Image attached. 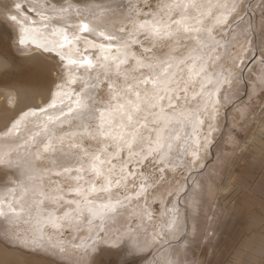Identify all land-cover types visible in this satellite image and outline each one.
Listing matches in <instances>:
<instances>
[{
	"label": "snow or ice",
	"instance_id": "obj_1",
	"mask_svg": "<svg viewBox=\"0 0 264 264\" xmlns=\"http://www.w3.org/2000/svg\"><path fill=\"white\" fill-rule=\"evenodd\" d=\"M58 3L60 0H10L4 6L6 11L0 18V24L11 26L10 31L16 34V51L24 59L39 65L42 80L48 82L45 88L27 84L22 90H16V105L24 103L25 99L32 103H24V108L18 109L17 117L5 125V135H15L16 139H22L19 135L20 118L42 113L47 116V121L43 124L46 132L50 126L68 122L71 116L77 120L79 129L71 134L72 137L78 136L81 140L95 142V147L91 143L88 148L74 145L71 162L78 165L75 169L66 168L63 164L57 165L61 171L56 175L63 176L76 185L72 189L76 199L67 202L59 194L55 200H50L45 195L47 187H40L38 190L37 185V181L42 182L43 170L37 168L36 164L43 162L49 152L56 151L53 140L62 143L63 136L56 137L55 133H49L39 142L35 137L29 136L23 144H0V185H12L7 188L12 199H0V218L5 221L23 219L24 223H30L35 233L30 243L37 249L44 247L45 228L58 230L63 226L57 223L54 215L44 216L40 212L41 206L55 208L59 204L57 210L63 212V220L69 226H72L74 220L91 224L93 218L116 211L122 202L117 198L113 203L112 197L121 186L127 189L131 183L130 190L135 192L139 200L148 188L162 183L166 174L179 166L168 168L161 165L166 161L170 163L169 158L174 154L173 144L182 139L184 144L176 143V149L191 157V161L184 160L186 166L195 167L201 158L202 141L199 133L205 126L209 132L213 130L212 121L216 118L217 103L214 96L218 94L223 98L224 89L230 88L237 77L231 73L224 75L225 69L221 65L220 72L216 73L214 91L204 93L205 82L211 84L212 81L207 78L203 62L197 64L191 54L181 59L165 53V58L162 59L155 53L164 49L176 52L181 48H186L191 53L202 51L207 46L208 53L204 54H209L223 42V52L218 59L226 61L232 42L240 35L236 34L231 40L228 39L231 29L241 19L243 7V0H142L143 8L151 9L142 11L138 7L140 0L135 3L129 0V10L123 20L131 29L120 27L118 30L113 28L112 31H98L82 21L78 31L98 37L101 43L87 41L88 47L81 52L76 44L79 40L77 30H73L70 37L67 27L50 28L51 21L47 13L59 15L65 10L61 7L58 12L55 7ZM33 15L38 19L34 20ZM46 32H51V35L59 39H37V34L43 36ZM242 34L246 36L247 30ZM117 36L121 38L119 43ZM192 44L196 47H189ZM25 45L32 47H24ZM133 46L139 48L140 56L130 51ZM90 47L104 55L94 60L86 55ZM66 48L68 51H65ZM53 52L56 53L55 56L51 55ZM169 60L174 63H169ZM239 63L242 61L233 60L234 65ZM260 63L264 65V54L261 55ZM184 64H190L186 69L188 83L181 88L180 81H176L174 86L173 77L178 74L175 69L185 71L180 67ZM97 68L101 71L92 76L91 73ZM81 70L90 76V83H80L79 91H65L78 83L72 74ZM8 71V57L0 50V76ZM197 82L201 92L195 93V96L203 100V108L177 113V102L187 100L188 91L194 90ZM37 96L43 98L45 107L35 104ZM7 103L12 104L13 101L8 99ZM50 111L58 112L59 115H48ZM201 113L204 114V119L200 118ZM187 116H191V120L187 122L190 133L186 132L184 137L171 133L165 138V130L173 119L178 117L179 123L184 124V117ZM29 143L36 146L34 152L27 157L12 159L19 148ZM203 146L207 147V137L204 138ZM157 156L160 157L158 160ZM113 160L117 163H113ZM81 173H86L88 178L85 179ZM138 180L140 183L137 187ZM149 180L151 184L148 183ZM26 182H30L31 186H26ZM29 193L41 198L34 199L33 203H26L24 197ZM123 200L130 201L131 197L125 195ZM97 201L101 203L97 204ZM167 212H171L172 216L164 220L160 232L152 237L153 241L156 236L167 235L169 231L175 230V209H167ZM142 213L149 220L152 219L146 208ZM25 216L28 219H24ZM99 242L112 248L127 243L118 240L109 245V241L103 237ZM144 243L146 245L148 242ZM143 250V247L135 245L131 249L133 254ZM60 251L63 252L64 249L60 248ZM124 264H128V261L125 260ZM154 264L161 262L156 261ZM163 264L172 262L165 259Z\"/></svg>",
	"mask_w": 264,
	"mask_h": 264
},
{
	"label": "bare ground",
	"instance_id": "obj_2",
	"mask_svg": "<svg viewBox=\"0 0 264 264\" xmlns=\"http://www.w3.org/2000/svg\"><path fill=\"white\" fill-rule=\"evenodd\" d=\"M37 2H40V0H37ZM132 2L135 3L136 0H132ZM259 2H263L264 7V0H243L241 19L237 20L236 24L231 29L228 39L231 40L232 36L236 34L240 35L238 39L232 42V46L229 49V56L226 61L218 59V57H220L223 52V42L221 43L220 47L216 48L209 54H204L208 53L207 46H205L202 51H193L191 53H189L186 48H181L176 52H169L168 49H164L162 52L158 51L155 53L156 56L162 59L165 58V53L181 59L187 57L188 54H191L193 58L196 59L197 64L203 62L206 68L207 78L212 81L211 84L205 82L203 88L204 93L214 91L213 85L215 84L216 73L220 72L221 65H223V68L225 69L223 73L224 75L227 76L229 73H231L237 77L236 81L230 88L226 87L224 89L223 98L219 96L217 99L218 94L214 96V99H216L217 103L215 106L216 118L212 121L213 130L209 132L207 126H205L199 133L202 141V147L200 150L201 158L195 167L189 168L186 166L184 164V160L191 161V157L184 155L181 151L176 149V143L181 145L184 144V140L182 139L173 144L174 154L169 158L170 163L166 161L165 164L161 165L168 168H172L173 165L179 166L175 167L174 171H169L166 174V179L162 183H160L158 186H155L154 188H148V191L144 193L143 198L139 200H137L135 192L130 190L132 188L131 183L128 185L127 189L121 186V189L116 192L115 196L112 197L113 203H115L117 198H119L122 202L117 206L116 211L105 213L102 217L93 218L91 224L86 222H77L74 220L72 226H69L63 220V212L57 210L59 208V204H57L55 208H45L44 206H41L40 212L44 216H47L48 214L54 215L57 218V223L63 226L58 230L52 229L50 227L45 228L44 247L39 249L30 243L33 235H35V233L32 231L30 223H24L23 219L18 221H5L3 218H0V236L3 238L6 237L7 242L14 244V246H8L6 243L0 241V264H89L92 259L93 262L91 264H104V262L111 258V256H114L120 263L124 259L130 257L129 255L140 256L142 260H144L143 264H154L156 261H160L161 264H163L165 259L171 261L172 264H179L183 260L182 258L186 256V252L189 250L187 248L189 245V239H186L185 244L183 245H174L168 247L167 250H160V254L153 258H151V254L156 249H160L165 240H172L173 243L175 242V244L176 241L180 242L181 235L186 232L187 228H184L186 226V222L184 221L185 211L181 204L178 205L175 204V202L179 192L189 185V181L192 179L194 172H196L197 169L201 167L208 159V154L212 150V148L211 150H208V146L211 145L210 142H212L210 139L215 140L214 131L216 129L219 130L220 125H222L220 124L222 113L220 115L219 113L223 108H225L226 104H228V101L236 96L238 97V94L242 89L243 78L246 79L251 75L252 72H254L255 75H252L255 77L253 78L254 80L251 89H256V87L264 84V69L262 65L259 64L257 68L253 67L251 71L247 69L245 72L243 70L246 66V60H250V58L252 59L255 51L258 48V43L254 37V29L256 27L257 33H259L260 29L264 27L263 21H260L261 23L259 27L255 24L253 25L251 19L249 18V14L247 15V12L250 10L248 9V6L251 5L250 8L254 10V6L258 5ZM9 3L10 0H0L1 16H3V12L6 11L4 6ZM128 4L129 0H60V3L56 4L55 7L57 8L58 12L61 7H63L65 10L60 12L59 15H56L55 13L47 14L50 16V28L61 29L67 27L69 29L68 34L70 37L72 36V31L77 30L76 34L79 36V40L76 42V44L79 47V50L83 52L84 49L88 47L86 43L87 41L95 40L97 44L101 43V41L98 37H94L92 34L79 32L78 29L81 25V22L83 21L89 23L90 26L96 28L98 31L105 29L112 31L113 28L118 30L120 27H125L126 30H130L131 26L127 25L123 20V17L127 15L129 10ZM29 7H31V5H29ZM138 7H140L142 11H151V9L143 8L142 0H140ZM248 13H250V11ZM33 19L37 20L38 17L33 15ZM7 26L9 28L11 27L6 25L5 28ZM244 30H247L246 36L242 34ZM217 38H219L218 34ZM37 39L54 40L59 39V37L51 35V32H46L43 34V36L37 34ZM120 40L121 38L117 36L118 43ZM13 46L15 48L14 50L16 51V41ZM24 47L32 46L25 45ZM189 47L195 48L196 45L192 44ZM90 48L91 49L88 50L86 55L94 58V60L99 59L104 55L103 52H97L96 48ZM65 51H68V49L66 48ZM72 51L75 52V49ZM130 51L134 52L137 56L141 55L138 47L133 46ZM51 55L55 56L56 53L53 52ZM111 55H116V53H111ZM17 56L21 62L31 67L33 72L30 70L32 73H29V75L24 76L23 74L22 77L19 76L20 78L16 77L11 80H4L5 78L3 77L4 81H0V144L11 143L13 146H15L16 144L24 143V140L28 139L29 136L35 137L37 142H39L49 133H55L56 137L63 136L64 139L62 143L56 139L53 140V148L56 151L54 153L49 152L46 154V158L43 160V162H38L36 164L37 168L43 170L42 182L37 181V185L38 190L40 187H47V192L45 195L50 200H55L57 198V194L63 195L64 201L66 202L74 200L76 199V196L72 192V189L76 185L71 180L63 176L56 177V173L61 171L57 165L63 164V166L66 168L75 169L78 167V165L71 162V154L74 151V145H80L82 148H88L90 143L92 147H95V142H90L86 139L81 140L78 136L72 137L71 134L73 132L79 131V129L77 128V120L73 119L71 116L69 117L68 122L64 123L63 125L56 124L50 126L46 132L44 130L43 124L47 121V116L42 113H37L36 116L29 115L27 118H20L19 135L22 138L25 137L24 139L15 140V135L11 137L5 135V125L8 124L13 118L17 117L18 109L24 108V103H32V101L25 99L24 103L16 105V90H22L27 84H31L39 88H45L48 85V82L43 81L41 78V69L39 65H37L35 62L24 59L21 54ZM7 57L9 69H12L14 66V61L10 56L7 55ZM233 60L238 62L242 61V63L234 65ZM129 63L131 64L132 61L130 60ZM169 63H174V61L169 60ZM189 66L190 64L181 65L180 67L185 69L183 72H180L179 68L175 69L178 74L173 77L174 86L176 81H180L179 86L181 88L187 85L188 74L186 69ZM99 71H101V69L97 68L95 72L91 73V75L95 76ZM72 76L73 78L77 79L78 83L73 85L71 88H66L65 91L72 92L74 89L79 91L80 83H90V76L87 73H84L82 70L74 72ZM246 86L247 85H245V87ZM199 92H201V87L197 82L195 89H190L188 91V99H181L177 102V108L175 111L177 113L184 111L192 112L195 111L197 107L203 108V100L200 97L195 96V93ZM97 96L99 99L100 97L98 95V90ZM8 99H11L13 103L8 104ZM58 99L59 98H57V103ZM35 104H39L41 107L46 106L43 102V98L40 96L36 97ZM24 110L27 111V109ZM65 111H67V109H65ZM48 115L57 116L59 113L50 111ZM200 118H205L203 113H201ZM184 120L185 123L181 124L179 123L178 117L174 118L172 123H170L168 128L165 130V138H167L171 133H178L181 137H184L186 132L190 133V129L187 127V122L191 120V116L184 117ZM85 123H87V121H85ZM262 134H264V115L256 118L254 127L248 137L249 142L253 143L250 156L252 161L255 163V166L264 162V140L261 137ZM205 137H207L206 148L203 146ZM35 147L36 146L32 143H29L27 146L19 148L16 153L13 154L12 159L15 160L29 156L30 153L35 151ZM159 158V156L156 157L157 160ZM113 163H117V161L113 160ZM81 175L84 176L85 179L88 178L86 173H81ZM145 175H147V173H145ZM247 181L248 180H245V176L241 173H239L237 176H232L230 173L228 178L220 187L222 191L221 197L224 199L227 196L226 194L234 190L237 186L245 187ZM259 182L263 183V180H260ZM139 183L140 181L138 180L137 187L139 186ZM148 183L151 184L152 182L149 180ZM256 185H258V183ZM26 186L30 187V182H26ZM10 187H12L10 184L7 185V187L0 185V199H12L11 194L7 191V188ZM214 189L216 190V188ZM215 192L217 191H214V194ZM200 194L202 195V204L199 206L201 210L199 214L191 218V223L192 230L198 234H203L205 218L208 215L209 210L208 202L211 200V198L209 195L210 191H208L207 194V192L205 193L202 190ZM125 195L131 197V200L125 202L123 200ZM188 196L185 197L184 201L189 199L190 196ZM196 197H198L197 194ZM40 198L41 197L38 196L33 197L31 193L24 197L25 202L29 204L33 203L34 199ZM99 203H101V201H97V204ZM145 208L151 214V220H149L147 216L143 215L142 210ZM173 208L175 209L177 221L175 230L169 231L167 235L161 234L156 236V239L153 241L152 237L155 236L157 232H160L164 220L170 219L172 216V213H166V210ZM162 213H166V215L162 216ZM33 216H35V213H33ZM24 219H28V217L25 216ZM261 222L262 219L253 214L248 217L246 225L249 229H253L259 226ZM254 234H258L257 240L253 244L248 245V248L244 251L242 264H253V262H255L260 255L264 254V232H256ZM189 235L190 233L187 236ZM101 237L107 239L109 241V245L116 243L118 240L121 242L127 241V243H121L117 249H111L112 247L105 246L99 242ZM145 241L148 242L146 245L144 243ZM93 245H96V247L93 248ZM134 245L137 247H143L144 250L142 252L133 254L131 249ZM19 246H22V248ZM197 246L198 245L194 246L196 250H198ZM24 248H28L33 251H27ZM60 248H63L64 251L61 252ZM150 248H152L151 254H146L145 252L149 251ZM125 249H127V251H125ZM97 251L98 253H96ZM115 262L116 261H114V263Z\"/></svg>",
	"mask_w": 264,
	"mask_h": 264
},
{
	"label": "rangeland",
	"instance_id": "obj_3",
	"mask_svg": "<svg viewBox=\"0 0 264 264\" xmlns=\"http://www.w3.org/2000/svg\"><path fill=\"white\" fill-rule=\"evenodd\" d=\"M258 5L254 6V10L249 5L250 13L248 11L247 15L249 14L252 24L259 27L260 23L264 22V7L263 2H259ZM0 18H2L1 14ZM5 26L6 24H0V50L13 59L14 66L5 75L0 76L2 78L0 81L3 80V77L4 80H11L16 77L20 78L23 74L27 76L33 72L31 67L18 59L17 55L20 53L15 51L13 46L16 41L15 32L10 31V28L8 26L5 28ZM254 30L258 48L252 59L246 60V66L243 69L245 72L247 69L251 71L253 67L257 68L259 64L262 65L260 60L261 55L264 54V27L260 29L259 33H257L256 27ZM262 67L264 69V65ZM252 74L254 72L246 79L243 78L242 89L238 97L236 96L228 101V104L222 109L223 112L219 113V115L222 113V118L220 117V124L222 125H220L219 130L214 131L215 140L210 139L213 143L210 142L211 145L208 146V150H211V148L212 150L209 153L210 155L208 154L207 161L194 172L192 181L190 180L189 185L181 190L183 193L180 191L181 193L179 192L177 195L175 204H181L185 211L184 221L187 227L184 228H187L186 232L181 235V241H176V244L172 240H165L163 246L161 245V248L156 249L152 254V248H150L145 253L151 254V258L160 254L161 251L167 250L168 247L183 245L185 240L189 239L187 247L189 250L187 249L186 256L182 258L183 260L179 264H242L244 251L248 248V245L257 240L258 234L254 233L264 232V162L255 166L250 156L253 143L248 140L256 118L264 115V84L256 87V89H251L255 77ZM245 85L247 86L245 87ZM218 97L219 95H217V99ZM261 137L264 140V134ZM230 173L232 176L241 173L248 181L245 187H235L223 199L220 187ZM56 177L58 176L56 175ZM260 180H263V183H260ZM257 183L258 185H256ZM202 190L207 194L210 191L211 200L208 202L209 210L205 218L203 234H198L192 230L191 218L199 214L201 210L199 206L202 204V195L200 194ZM214 191L217 192L214 194ZM192 193H196L198 197ZM187 196L189 199L184 201ZM253 214L262 219V222L259 226L249 229L246 221ZM189 233L190 235L187 236ZM0 241L8 246H14V244L6 241V237L0 236ZM195 245H198V250L195 249ZM19 247L22 248V246ZM24 249L30 250L28 248ZM129 256L120 263L114 256H111L110 260H106L104 264H124L125 260L128 261V264L144 263L140 256ZM114 261L117 263H114ZM92 262L93 259L89 264ZM253 264H264V254L260 255Z\"/></svg>",
	"mask_w": 264,
	"mask_h": 264
}]
</instances>
